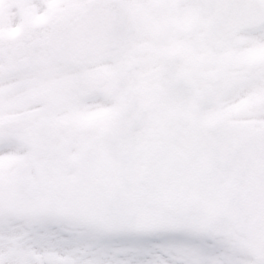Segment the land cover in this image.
Returning <instances> with one entry per match:
<instances>
[{"label": "snow or ice", "instance_id": "obj_1", "mask_svg": "<svg viewBox=\"0 0 264 264\" xmlns=\"http://www.w3.org/2000/svg\"><path fill=\"white\" fill-rule=\"evenodd\" d=\"M0 264H264V0H0Z\"/></svg>", "mask_w": 264, "mask_h": 264}]
</instances>
